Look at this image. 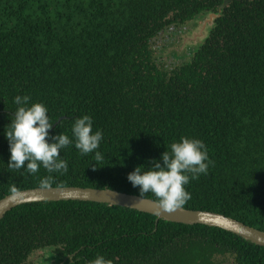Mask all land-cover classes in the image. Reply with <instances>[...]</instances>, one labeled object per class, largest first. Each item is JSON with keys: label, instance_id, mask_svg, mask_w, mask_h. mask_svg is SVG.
I'll use <instances>...</instances> for the list:
<instances>
[{"label": "trees", "instance_id": "1", "mask_svg": "<svg viewBox=\"0 0 264 264\" xmlns=\"http://www.w3.org/2000/svg\"><path fill=\"white\" fill-rule=\"evenodd\" d=\"M224 1L0 0V199L12 188H41L49 175L7 165L13 99L29 95V106L47 107L52 135L71 137L84 115L103 132L102 161L70 146L61 153L68 173L51 174L50 187L138 195L129 173L180 137L196 138L212 165L186 186L182 208L264 231V0L219 11ZM210 13L219 16L190 59L159 66L153 40ZM46 249L67 264L98 255L111 264H264V247L231 232L105 203H27L0 220V264H30Z\"/></svg>", "mask_w": 264, "mask_h": 264}, {"label": "clouds", "instance_id": "2", "mask_svg": "<svg viewBox=\"0 0 264 264\" xmlns=\"http://www.w3.org/2000/svg\"><path fill=\"white\" fill-rule=\"evenodd\" d=\"M30 101L29 95H17L13 99L17 108L4 132L9 144V169H23L29 175H36L42 166L49 173L40 180V187L46 190L54 182L51 174L62 176L68 173V163L61 155L64 149L74 145L81 155L94 154L95 162L102 161L103 156L98 149L103 132L93 131L90 115L75 119L71 126V137L63 132L52 135L50 130L53 124L50 123L47 107L42 103H31L29 106ZM210 165L212 161L205 143L182 136L167 145L160 159H153L150 166H137L128 174L127 180L133 188L138 189V199L150 193L161 209L171 213L191 199L186 186L201 175H207ZM11 191L15 192L16 189L12 188ZM90 264L111 262L98 255Z\"/></svg>", "mask_w": 264, "mask_h": 264}, {"label": "water", "instance_id": "3", "mask_svg": "<svg viewBox=\"0 0 264 264\" xmlns=\"http://www.w3.org/2000/svg\"><path fill=\"white\" fill-rule=\"evenodd\" d=\"M230 1L233 0H225L219 8V11ZM218 16L219 15L215 13L207 14L206 22L204 21L202 24L199 34L204 36L207 25H213V20ZM193 28L188 31L187 34L195 36L196 31H194ZM60 120L61 119H59L58 122H60ZM55 126L56 124L53 125L52 129ZM52 129L50 131H52ZM137 197L138 195L119 192L108 188L50 187L46 190L42 188L25 189L13 192L0 199V220L13 208L27 203L71 200L97 202L105 203L111 206L127 207L149 213L156 216L157 220L162 219L186 225L202 224L217 227L231 232L242 239L249 241L250 243L264 247V231L246 225L234 218L220 213L186 208H180L169 213L161 209L157 201L145 197L138 199ZM67 262L68 258L66 257L60 264H66Z\"/></svg>", "mask_w": 264, "mask_h": 264}, {"label": "rangeland", "instance_id": "4", "mask_svg": "<svg viewBox=\"0 0 264 264\" xmlns=\"http://www.w3.org/2000/svg\"><path fill=\"white\" fill-rule=\"evenodd\" d=\"M206 16L202 15L184 25L167 28L153 40L152 48L159 66L171 68L190 59L197 47L207 38L213 26L207 25L204 36L199 34L202 24L206 22ZM192 28L196 31L195 36L187 34ZM51 254L50 249L38 251L32 256L30 264H39ZM57 260L61 262V259Z\"/></svg>", "mask_w": 264, "mask_h": 264}, {"label": "flooded vegetation", "instance_id": "5", "mask_svg": "<svg viewBox=\"0 0 264 264\" xmlns=\"http://www.w3.org/2000/svg\"><path fill=\"white\" fill-rule=\"evenodd\" d=\"M57 259H58V258L55 257V256L52 255V254H51V256H50V255H47L46 259H43L42 262L40 261L39 264H60L61 262H59ZM69 259H70V258H69ZM61 261H62V260H61ZM66 264H67V263H66Z\"/></svg>", "mask_w": 264, "mask_h": 264}]
</instances>
